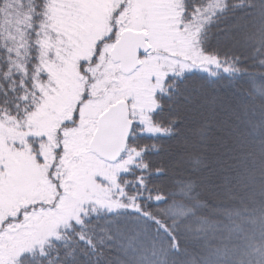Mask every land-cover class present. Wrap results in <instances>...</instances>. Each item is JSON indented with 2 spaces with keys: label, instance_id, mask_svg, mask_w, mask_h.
Returning a JSON list of instances; mask_svg holds the SVG:
<instances>
[{
  "label": "snow or ice",
  "instance_id": "6c2138e0",
  "mask_svg": "<svg viewBox=\"0 0 264 264\" xmlns=\"http://www.w3.org/2000/svg\"><path fill=\"white\" fill-rule=\"evenodd\" d=\"M0 264H264V0H0Z\"/></svg>",
  "mask_w": 264,
  "mask_h": 264
}]
</instances>
